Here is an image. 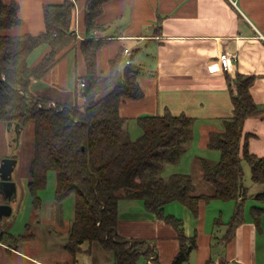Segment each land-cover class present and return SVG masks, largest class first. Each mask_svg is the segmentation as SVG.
<instances>
[{"label":"trees","instance_id":"1","mask_svg":"<svg viewBox=\"0 0 264 264\" xmlns=\"http://www.w3.org/2000/svg\"><path fill=\"white\" fill-rule=\"evenodd\" d=\"M108 1L111 0H63L61 4L45 5L44 31L36 36L14 37L8 32L23 23L19 5L0 0V131L8 124L19 126V133L29 124L34 126V158L28 188L37 217L48 172H55L57 203L74 195V216L63 246L71 257L70 264L77 263L85 244L94 243L112 252L115 264H137L142 255L153 258L150 264H160L149 241L127 240L118 235L121 199L141 200L148 213L172 226L180 243L172 264H186L197 249V237H188L183 219L165 214V206L179 202L197 216L201 201L235 202L225 235L229 241L244 221L243 199L248 189L243 162L251 167L253 182L264 184V158L250 153L248 135L243 142L245 120L262 112L251 94L254 78L239 73L233 79L227 76L232 116L223 121V132L209 135L208 143L209 149L219 151L220 159L213 163L201 158L197 162L211 192L197 194L190 174L175 173L168 180L163 179L165 166L178 163L191 145L194 119L169 112L140 116L137 122L142 135L133 140L120 115V105L142 100L145 94L138 83L141 68L123 66L124 50L109 62V74L103 76L97 67V55L107 42L100 35L96 39L85 36L79 43L86 64V74L80 78L79 86H85L76 99L51 106L49 100L31 91V83L43 78L57 64L59 53L80 39L74 29L78 5L85 9L86 35L103 32L99 18ZM43 46L45 51L39 62L31 65L29 59ZM38 99L42 100L41 106L34 103ZM255 200L263 202L264 192L258 193ZM219 218L214 222L217 227L222 225ZM33 237L32 223L27 224L24 235L0 230V240L14 249ZM205 264L214 262L209 260Z\"/></svg>","mask_w":264,"mask_h":264},{"label":"crops","instance_id":"2","mask_svg":"<svg viewBox=\"0 0 264 264\" xmlns=\"http://www.w3.org/2000/svg\"><path fill=\"white\" fill-rule=\"evenodd\" d=\"M2 1L19 5L23 23L8 32L14 37L42 33L43 7L63 2ZM84 13L83 5L79 4L74 29L80 39L59 53L57 64L43 78L31 83L34 94L50 103L73 102L81 93L80 78L86 74L80 40L85 36L96 39L100 35L107 42L97 55L98 70L103 76L109 74V62L127 48L133 53L132 65L141 68L138 83L144 98L120 105V115L126 120L132 139L142 135L137 122L140 116L166 112L175 116L184 114L194 119L192 143L188 149L199 147L201 152L195 155H203L195 157L192 163L201 158H209L214 163L219 161L220 153L210 154L209 135L223 132V121L233 112L228 74L223 71L220 61L222 54H228L236 58L237 71L230 73L231 76L239 73L254 78L251 94L262 112L245 120L243 142L248 135L250 153L264 158V0H237V6L232 4V0H111L104 5L99 18L103 32L86 35ZM42 48L44 46L31 56L41 51L32 65L39 62L45 51ZM122 58L125 67L124 55ZM232 89L235 90L234 87ZM78 101L83 103L82 98ZM243 170L246 177L244 165ZM245 186L248 193L243 199L244 221L237 226L234 238L229 241L225 235L235 211V202L229 204L226 213L224 208L229 202L201 201L197 216L179 202L165 206V214L183 219L188 237H197V249L186 264H205L209 260L214 264H264V201L255 200L258 193L264 192V184H256L250 177ZM248 202L255 206L248 208ZM42 207L43 203L37 212L38 217L33 210V228H39L44 222H56L57 230L65 234L63 238L66 240L73 219L64 218L62 203L54 199L48 214L50 218L41 220ZM10 216H3L0 220ZM217 218L222 221L220 227L214 223ZM3 226L0 223V230ZM117 233L127 240L149 241L160 264H172L180 248L175 229L148 213L143 202L137 199L119 201ZM35 240L36 235L23 243ZM21 245L14 249L0 240V264H48L22 251ZM63 246L60 245L65 251ZM83 249L84 253L78 257V261L82 258V264H115L113 253L104 250L99 243L85 244ZM150 259L142 255L137 264H150ZM70 261L67 258L60 264H70Z\"/></svg>","mask_w":264,"mask_h":264},{"label":"rangeland","instance_id":"3","mask_svg":"<svg viewBox=\"0 0 264 264\" xmlns=\"http://www.w3.org/2000/svg\"><path fill=\"white\" fill-rule=\"evenodd\" d=\"M43 49L44 48H42L41 50ZM39 52L35 53L34 56L30 59L29 62L31 65L34 63ZM57 92L60 93V90H57ZM51 104V106L55 105L54 103ZM34 145L33 124H29L28 126L23 128L20 133L16 131L15 128L9 130L8 125H5L4 129L1 130L0 167L3 160L7 158H13L14 160H16V164L10 178V181L15 185L14 192L9 198H6L5 194L0 188V205H7L11 208V216L7 219L4 218L3 220H0V223L1 226H3L2 224H4L2 230L16 236L26 234L27 224L33 221L32 196L29 192L28 183L30 179V166L34 158ZM186 152L187 153L184 155V157L182 156V158H184L182 161H179L178 163L167 164L161 174V177L165 180H168L169 177L175 173L191 174L196 184L197 194L211 192L210 186L206 184L202 178L197 161L195 163H192L195 157L203 156L201 154L195 155L200 153L201 149H199V147H193L191 149H187ZM210 152V154H219L218 151L210 150ZM243 165L247 173V176L244 177V183H246L248 180H250L251 169L245 162H243ZM55 187V172L50 171L47 175L46 188L40 192V197L43 203V207L40 212L41 220L42 218H50V215L48 214L51 213V207L54 203ZM74 204V195L69 196L62 203L63 216L66 220L71 221L73 219ZM229 204H234V202H229L227 207L224 208L226 213V209L230 206ZM252 206L255 205L251 203L249 204L248 202V208ZM253 220H255V217L253 218ZM55 223L56 222H44L39 228H33V234L36 235V240L31 243H23L21 245L22 251L36 256L41 261L48 264H60L63 263V261L67 260V258L71 259V257L68 256L65 251H62V246L60 247V245L64 244L66 241L65 238H63V235L65 234L62 233V231L57 230ZM55 231L59 232L62 236H59V234L57 235ZM76 264H82V258H79V261H77Z\"/></svg>","mask_w":264,"mask_h":264},{"label":"water","instance_id":"4","mask_svg":"<svg viewBox=\"0 0 264 264\" xmlns=\"http://www.w3.org/2000/svg\"><path fill=\"white\" fill-rule=\"evenodd\" d=\"M37 103L41 104V100H37ZM12 126L13 124L8 125L9 130ZM14 127L15 130L18 131L19 126L16 125ZM15 164L16 160L13 158H7L3 160L0 167V188L2 189L6 198H9L15 190V185L10 181ZM9 214H11V208L7 205H0V218ZM142 253L145 254L144 252Z\"/></svg>","mask_w":264,"mask_h":264},{"label":"built area","instance_id":"5","mask_svg":"<svg viewBox=\"0 0 264 264\" xmlns=\"http://www.w3.org/2000/svg\"><path fill=\"white\" fill-rule=\"evenodd\" d=\"M232 4L234 6H237V0H233ZM131 50L129 48L124 50V55H130ZM233 57H230L228 55H222L221 56V60H222V69L225 73H227L228 75H230V77L233 79L235 78V76H231V72L233 71V66H232V61H233ZM129 63V62H128ZM85 85L83 83H81V88L84 87Z\"/></svg>","mask_w":264,"mask_h":264},{"label":"bare ground","instance_id":"6","mask_svg":"<svg viewBox=\"0 0 264 264\" xmlns=\"http://www.w3.org/2000/svg\"><path fill=\"white\" fill-rule=\"evenodd\" d=\"M222 55H225V54H222ZM226 55H228V54H226ZM132 56H133V53L132 52H130V55H124L126 66L132 65V62H133L132 61ZM221 56H220V61H221V65H222ZM228 56H230V55H228ZM230 57H233V56H230ZM233 58H234L233 61H232L233 71L231 73H236V71H237V68H236V58L235 57H233ZM38 100H40V99H38ZM34 103H37V100H34ZM38 104H39V106H41L42 105V101H41V104L40 103H38ZM150 260L153 261V258H151Z\"/></svg>","mask_w":264,"mask_h":264}]
</instances>
